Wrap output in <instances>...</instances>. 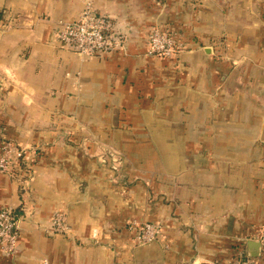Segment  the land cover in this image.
Returning <instances> with one entry per match:
<instances>
[{
  "label": "crops",
  "instance_id": "crops-1",
  "mask_svg": "<svg viewBox=\"0 0 264 264\" xmlns=\"http://www.w3.org/2000/svg\"><path fill=\"white\" fill-rule=\"evenodd\" d=\"M86 1L123 49L58 45ZM152 26L177 30L175 61L147 54ZM5 136L34 151L0 173L18 222L0 264H232L264 226V0H0ZM143 221L165 237L135 246Z\"/></svg>",
  "mask_w": 264,
  "mask_h": 264
},
{
  "label": "built area",
  "instance_id": "built-area-1",
  "mask_svg": "<svg viewBox=\"0 0 264 264\" xmlns=\"http://www.w3.org/2000/svg\"><path fill=\"white\" fill-rule=\"evenodd\" d=\"M161 2L163 0H156ZM59 46L67 48L81 56H102L125 47L126 38L116 31L110 18L93 8L90 1L84 2L78 17L71 21H57L53 32ZM148 54H169L176 51L169 34L157 27L152 28L147 37ZM25 153L19 146L2 142L0 153V173L18 176L21 167L25 168ZM22 174V173H21ZM20 177V175H19ZM50 231L65 232L66 216L55 212L50 218ZM158 225L147 224L137 232L136 239L141 243L152 242L160 232ZM18 222L12 207L0 208V247L5 253H12L17 246ZM264 246V228L253 238ZM256 258L240 255L232 264H260Z\"/></svg>",
  "mask_w": 264,
  "mask_h": 264
},
{
  "label": "rangeland",
  "instance_id": "rangeland-1",
  "mask_svg": "<svg viewBox=\"0 0 264 264\" xmlns=\"http://www.w3.org/2000/svg\"><path fill=\"white\" fill-rule=\"evenodd\" d=\"M80 11H79V13H80ZM79 13H78V15H79ZM59 21H62V20H59ZM154 27H157V28L161 29L159 26H152V27H150L149 30H148V33H147V37L150 34L152 28H154ZM165 31L169 34V38L174 41L175 46H176V51L175 52H171L169 54H149V55H155L157 57L163 58L164 60H171V61L173 60V61H175L176 57H178L179 54H181V53L184 52V49L186 48V44H184L183 41L181 42V40L177 37V30H174V31H172V30H165ZM147 48H148V42L146 44V52H147ZM2 142L3 143L4 142H9V143H11L14 146H19L20 148H22L23 151H24V153H25V160H26V162H27L28 165L33 161V151H34L33 150L34 149L33 146H27L23 142H20L18 140H13L10 137L5 136V137H2V139L0 141V153H1ZM110 159L113 162V164L118 161L115 156H110ZM20 169H21L20 171H21L22 174L21 173L19 174L20 177H19V175L16 176L18 178H21V176L25 173V170H26L24 167H21V166H20ZM147 224L158 225L159 228H160V230H161L159 232L158 236L156 237V239L154 241H152V242L161 241L162 238L165 237L164 236V232H163V226L159 222H146V221L145 222L144 221L143 222H129L128 224H126L125 229L130 234L131 241H132V243L135 246H141V245H146V244L151 243V242L141 243V242L137 241V239H136V236H137L136 234H137L138 230H140L141 228H143ZM263 228H264V226H262L259 229V231L261 229H263Z\"/></svg>",
  "mask_w": 264,
  "mask_h": 264
},
{
  "label": "water",
  "instance_id": "water-1",
  "mask_svg": "<svg viewBox=\"0 0 264 264\" xmlns=\"http://www.w3.org/2000/svg\"><path fill=\"white\" fill-rule=\"evenodd\" d=\"M262 244L258 240L250 239L246 242V255L250 258H258L261 256Z\"/></svg>",
  "mask_w": 264,
  "mask_h": 264
}]
</instances>
